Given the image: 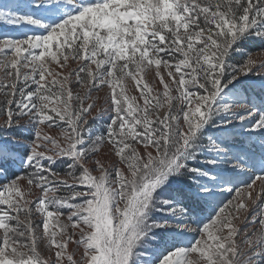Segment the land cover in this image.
Here are the masks:
<instances>
[{
  "label": "snow or ice",
  "instance_id": "6c2138e0",
  "mask_svg": "<svg viewBox=\"0 0 264 264\" xmlns=\"http://www.w3.org/2000/svg\"><path fill=\"white\" fill-rule=\"evenodd\" d=\"M0 264H264V0L0 4Z\"/></svg>",
  "mask_w": 264,
  "mask_h": 264
},
{
  "label": "rangeland",
  "instance_id": "374dc122",
  "mask_svg": "<svg viewBox=\"0 0 264 264\" xmlns=\"http://www.w3.org/2000/svg\"><path fill=\"white\" fill-rule=\"evenodd\" d=\"M5 2H7V0H0V4L5 3ZM5 30L9 31L13 35H16L17 34L15 30L10 29V28H6ZM22 31H24V30H22ZM254 46H256V47H254ZM249 47H253L254 48L253 50H251V52H253V54H255V51H256V49H258L260 47V44L258 42H256L254 44L249 45ZM148 79L151 82V76H149ZM129 94H136L132 90L131 87L129 88ZM93 95H97V93L94 92ZM98 95L101 97V100L98 101V106H102L103 105V99L102 98L104 96V91H101ZM57 131H58V129H55V128L52 130L53 134H55ZM99 158H101L102 160H105V161H107L109 159V156H108V153H107V149H103L102 150Z\"/></svg>",
  "mask_w": 264,
  "mask_h": 264
},
{
  "label": "trees",
  "instance_id": "16d2710c",
  "mask_svg": "<svg viewBox=\"0 0 264 264\" xmlns=\"http://www.w3.org/2000/svg\"><path fill=\"white\" fill-rule=\"evenodd\" d=\"M256 45H257V44H256ZM254 47H256V46H254ZM248 49L251 51V50H253L254 48L248 46Z\"/></svg>",
  "mask_w": 264,
  "mask_h": 264
}]
</instances>
